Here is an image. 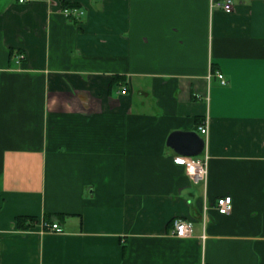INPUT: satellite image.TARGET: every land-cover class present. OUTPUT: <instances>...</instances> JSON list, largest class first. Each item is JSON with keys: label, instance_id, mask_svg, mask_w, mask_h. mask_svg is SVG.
<instances>
[{"label": "crops", "instance_id": "0c3cea01", "mask_svg": "<svg viewBox=\"0 0 264 264\" xmlns=\"http://www.w3.org/2000/svg\"><path fill=\"white\" fill-rule=\"evenodd\" d=\"M71 1L0 0V264H264V0Z\"/></svg>", "mask_w": 264, "mask_h": 264}, {"label": "built area", "instance_id": "2783aa9c", "mask_svg": "<svg viewBox=\"0 0 264 264\" xmlns=\"http://www.w3.org/2000/svg\"><path fill=\"white\" fill-rule=\"evenodd\" d=\"M23 2L26 0H18ZM221 7L224 11L229 12L233 9L232 0H221ZM62 12L65 16H74L79 17L83 11L79 7H66L62 9ZM217 77L222 83H225V79L220 72L216 73ZM199 131L201 133H206V125L199 126ZM173 160L178 164H183L192 182L197 183L200 181H205L207 177V156H185V155H176ZM216 209L221 214H227L232 209V200L228 195L220 196L216 198L215 201ZM193 222L190 218L183 217H174L172 219V234L178 237L190 236L192 233ZM43 227L46 230L54 232H62L61 226L56 222H43Z\"/></svg>", "mask_w": 264, "mask_h": 264}, {"label": "water", "instance_id": "95a60500", "mask_svg": "<svg viewBox=\"0 0 264 264\" xmlns=\"http://www.w3.org/2000/svg\"><path fill=\"white\" fill-rule=\"evenodd\" d=\"M166 144L181 155L196 156L203 150L204 139L194 130H175L168 135Z\"/></svg>", "mask_w": 264, "mask_h": 264}, {"label": "trees", "instance_id": "16d2710c", "mask_svg": "<svg viewBox=\"0 0 264 264\" xmlns=\"http://www.w3.org/2000/svg\"><path fill=\"white\" fill-rule=\"evenodd\" d=\"M62 7H78V5L75 2H72L71 0H62ZM35 216H17L16 222L19 227L27 228L35 221ZM27 222V224H25Z\"/></svg>", "mask_w": 264, "mask_h": 264}]
</instances>
